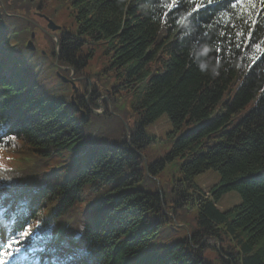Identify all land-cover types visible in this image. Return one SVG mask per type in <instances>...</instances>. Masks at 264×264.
Instances as JSON below:
<instances>
[{
  "label": "trees",
  "instance_id": "trees-1",
  "mask_svg": "<svg viewBox=\"0 0 264 264\" xmlns=\"http://www.w3.org/2000/svg\"><path fill=\"white\" fill-rule=\"evenodd\" d=\"M200 2L0 0V44L7 48L0 150L19 157L0 165V219L9 222L0 230V264H264V0ZM40 14L61 26L51 31L58 52ZM96 45H104L105 67L88 73ZM7 62L10 78L2 74ZM70 66L73 83L58 78L84 89L71 109L42 90L55 70L68 77ZM102 76L117 84L97 89ZM118 88L135 91V133L125 146L102 137L88 145L80 124L101 107L98 97L113 102ZM162 113L173 132L201 122L148 165L155 180L165 162L182 159L167 196L130 188L142 176L135 160L154 141L143 126ZM207 169L220 174L208 192L193 179ZM88 188L100 197L85 202ZM229 190L241 201L222 210L217 201ZM185 214L192 231L186 223L183 239L154 244L165 221L182 222ZM205 237L215 245L201 243Z\"/></svg>",
  "mask_w": 264,
  "mask_h": 264
},
{
  "label": "rangeland",
  "instance_id": "rangeland-1",
  "mask_svg": "<svg viewBox=\"0 0 264 264\" xmlns=\"http://www.w3.org/2000/svg\"><path fill=\"white\" fill-rule=\"evenodd\" d=\"M2 7L4 4L1 2ZM32 36V34H31ZM28 45V42H27ZM6 47L0 44V59L1 55L6 52ZM104 45H96L94 46V51L91 59L89 60L90 64L87 67V72L101 70L105 67V55H104ZM57 70L54 71V74L49 75L48 82L42 84V90L44 95L55 101H65L66 106L71 109L72 105L75 107V97L83 94V84L81 82L77 83L78 90L75 91V87L72 85H67V83L62 82L63 80L57 75ZM2 74L7 78L12 76L10 62H7L6 67L2 69ZM63 74V73H62ZM57 75V76H56ZM64 75V74H63ZM66 76V75H64ZM62 80H60L59 78ZM104 76L100 77L99 84L97 85V89L100 86L106 87L109 89L111 85L117 84L115 79L109 78L105 79ZM82 79V78H80ZM93 80L90 81L92 85ZM238 85V81H234L231 86L230 92L224 95V99H227L231 94L234 93ZM118 93L112 97L113 102L107 99V95H101L97 101L107 99V102H110V107L108 113H105V105L101 102L102 107L104 106V110H101L97 114L92 112L90 116V120L86 123H81V130L83 135V140L90 146H93L95 143L102 144V138L108 140L111 144H119L121 146H125L124 142L127 141L128 137L135 133L134 123L133 121L137 120V115L135 114V110L132 108L133 98L135 96V91L129 89L118 88ZM112 104V105H111ZM109 106V105H108ZM249 108L247 105L243 110H241V114ZM80 113H75V117L77 121H79V117L82 115ZM201 125V122H194L184 124L178 131L173 132L172 125L168 119L166 113H162L157 118H155L152 122L143 126V132L147 137L153 138L154 141L148 144L146 147L141 149V153L137 160H135L137 164V168L141 170L142 176L139 181H136L133 186L130 188L141 189L149 192H154L156 189H162L164 191L165 196L169 194L171 183L173 177L178 175V170L180 164L182 162L181 158H176L170 162H165L164 166L161 167L158 172H156L155 180L151 179L148 176V165H151L161 159L164 158L165 154L170 150L173 141L181 134L186 133L196 127ZM17 156L9 155L8 152L4 150H0V165H5L7 163L14 162L18 159ZM75 161V160H74ZM156 169L158 166L155 167ZM74 166H70V173L73 171ZM194 182L203 190L209 191L210 188L220 181V174L218 171L214 169H207L204 172L198 173L194 176ZM95 189L88 188L82 194L81 197L85 202L93 201L97 197L94 195ZM161 192V191H160ZM107 195V194H105ZM103 195V196H105ZM241 201L240 194L235 190H229L223 193L217 201V205L222 210H227L233 205L239 203ZM166 216L162 217L165 219ZM151 220H158V214H150ZM191 214H185L182 218V222H175V220L165 221V224L162 226V231L159 237L154 241V244L161 243H174L178 240L183 239L188 233L187 229L190 227V231L193 230V226L191 224ZM189 225V227L186 225ZM6 224L5 221H0V228L4 227ZM207 242L209 245H215L213 239H206L204 242ZM218 245V244H217ZM153 246V245H150ZM220 246V244H219ZM208 253L214 260V251L208 250ZM128 261H132L135 259V256L132 255L128 257Z\"/></svg>",
  "mask_w": 264,
  "mask_h": 264
},
{
  "label": "water",
  "instance_id": "water-1",
  "mask_svg": "<svg viewBox=\"0 0 264 264\" xmlns=\"http://www.w3.org/2000/svg\"><path fill=\"white\" fill-rule=\"evenodd\" d=\"M46 21H47V24H46V27L47 29L45 30L47 34L51 35V37L53 39L56 40V45H55V52H58V44H57V37L51 32V31H55V30H59L61 29V26L56 24L52 19H50L48 16L44 15V14H40ZM34 36V33H32V37ZM28 46L30 49H34L35 46L33 44V42L31 40L28 41ZM55 63L57 64V58H56V61ZM67 67L66 66H60V69H66ZM73 73H74V69L72 68L71 69V74L69 75V77H66L64 75H62L60 72H57L58 76H60V78L64 81V82H71L73 83ZM91 88V84L89 82V89ZM101 110H104V106L102 107L101 106ZM92 111L97 114L98 112H100V109H94L92 108ZM206 238V237H205ZM205 238L202 239L201 243L204 242ZM217 249L220 250V246H219V242L217 241ZM224 258H226L225 256H223Z\"/></svg>",
  "mask_w": 264,
  "mask_h": 264
},
{
  "label": "flooded vegetation",
  "instance_id": "flooded-vegetation-1",
  "mask_svg": "<svg viewBox=\"0 0 264 264\" xmlns=\"http://www.w3.org/2000/svg\"><path fill=\"white\" fill-rule=\"evenodd\" d=\"M71 68H73V67L70 66V70H71ZM73 77H74V76H73ZM74 78H75V77H74ZM89 81H91V80L89 79ZM89 81H88V82H89ZM91 86H92V85H91ZM88 87H89V86H88ZM91 90H92L91 88L88 90V94L85 96V100H87V99L89 98ZM98 98H99V97H98ZM98 98H97V99H98ZM97 102H98V101H97ZM101 102H102V100H99L98 103L100 104ZM99 106H102V105L100 104ZM77 109H78L79 111H82V113L84 114V116L86 115V110H85L81 105L78 104Z\"/></svg>",
  "mask_w": 264,
  "mask_h": 264
},
{
  "label": "snow or ice",
  "instance_id": "snow-or-ice-1",
  "mask_svg": "<svg viewBox=\"0 0 264 264\" xmlns=\"http://www.w3.org/2000/svg\"><path fill=\"white\" fill-rule=\"evenodd\" d=\"M209 2H212V0H209ZM243 2V0H237V3H242ZM173 7H177V6H179L177 3H173V5H172ZM203 6V0H201V2H200V4H198V7H202ZM233 7H235L236 5L234 4V5H232Z\"/></svg>",
  "mask_w": 264,
  "mask_h": 264
}]
</instances>
